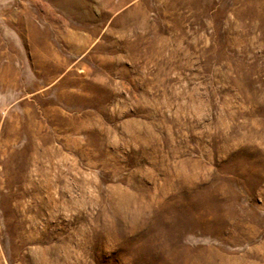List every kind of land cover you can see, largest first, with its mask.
Returning <instances> with one entry per match:
<instances>
[{
  "label": "rangeland",
  "instance_id": "rangeland-1",
  "mask_svg": "<svg viewBox=\"0 0 264 264\" xmlns=\"http://www.w3.org/2000/svg\"><path fill=\"white\" fill-rule=\"evenodd\" d=\"M0 264H264V0H0Z\"/></svg>",
  "mask_w": 264,
  "mask_h": 264
}]
</instances>
